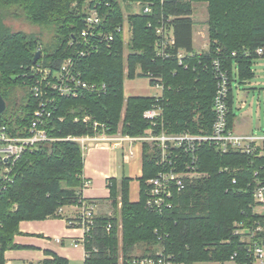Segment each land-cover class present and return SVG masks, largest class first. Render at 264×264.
<instances>
[{
	"label": "trees",
	"instance_id": "16d2710c",
	"mask_svg": "<svg viewBox=\"0 0 264 264\" xmlns=\"http://www.w3.org/2000/svg\"><path fill=\"white\" fill-rule=\"evenodd\" d=\"M136 2L151 5L153 12L133 13L131 8ZM196 2L208 3L209 44L203 53L194 47L192 3ZM96 6L103 18L100 32L113 34L115 39L111 44L97 42L93 49L83 46L80 36L89 11ZM10 11L48 30L51 41L46 44L35 35L13 32L5 23ZM126 21L132 28L127 58L124 37L117 31ZM160 22L168 25L175 40L167 49L172 54L168 59L156 57ZM41 49L42 55L35 63ZM259 50L263 52L258 54ZM82 51L86 55H81ZM180 51L185 54L182 60L178 58ZM261 57L264 0H0V94L7 103L0 127L6 126L12 136H28L35 112L45 111L40 127L59 139L27 150L14 163L0 161V172H5L0 175V264H6L7 251L26 248L15 243V237L21 235V222L63 218L58 210L82 198L86 181L83 150L79 143L67 140L69 137L101 132L116 135L121 124L124 135L144 136L152 127L144 113L156 105L163 108L162 120L168 132L211 133L218 88L213 67L216 60L230 79L229 128L233 129V83L251 81L253 63ZM68 59L74 60L75 72L82 81L106 85V91L82 90L77 96L49 92L54 101L47 105V112L52 113L47 117V97L36 96L34 88L46 94L44 71L49 70V81H55ZM137 77L156 79L151 86L157 82L162 85V96L126 99L124 81ZM19 88L26 89L21 103L15 95ZM95 123L100 124L97 129ZM143 150L139 201L130 199L129 178L122 179L120 189L115 179L109 181L108 200L116 214L97 217L92 238L86 244L89 258L84 264H119L120 221L125 259L155 257L162 249L181 264L225 263L236 253L239 264H251L248 242L234 231L239 223L248 228L255 223L264 227V216L255 213L253 196L256 180L264 182V155L235 150L221 153L206 143L199 150L198 167L205 176L176 196L172 209L160 214L147 208V182L161 170L158 151L147 144ZM109 224L110 232L106 230ZM46 254L50 258L39 264H69L56 254Z\"/></svg>",
	"mask_w": 264,
	"mask_h": 264
},
{
	"label": "built area",
	"instance_id": "2783aa9c",
	"mask_svg": "<svg viewBox=\"0 0 264 264\" xmlns=\"http://www.w3.org/2000/svg\"><path fill=\"white\" fill-rule=\"evenodd\" d=\"M133 13L151 14L153 8L151 5H143L141 2L133 3ZM103 23V18L99 12L98 6L89 11L85 20L86 27L81 33L80 43L84 46H90L95 49L93 45L97 42L111 44L114 42L113 34H105L100 32L99 28ZM168 25L160 22L157 26V35L160 39L156 42V57L168 59L172 54L168 52V48L174 45L175 40L171 31L168 32ZM118 33L122 34L125 42L132 37V28L128 21L117 28ZM96 41V42H93ZM206 48L208 45L205 46ZM98 48V47H96ZM208 50V49H207ZM263 51L259 50L261 54ZM81 55H86L82 51ZM184 52L180 51L178 58L182 60ZM216 78L218 81V88L214 97L213 110L215 113V121L213 129L209 134H193L189 131L184 133H170L164 127L163 122V108L156 105L150 110L145 111L144 118L151 122L152 127L146 132L144 136L130 137L128 135H119L116 139L106 132H101L94 136L69 137L67 140L75 141L81 145L83 149L94 141H102L105 143L116 140V146H120L123 141L138 140L147 142L151 148H156L158 151V165L161 170L154 178L147 183L150 187L148 192L147 208L153 212L164 213L168 209L174 207L173 199L180 195L192 185L196 180L205 176L199 171V150L206 143L212 144L221 153H228L230 150L238 151L242 154L251 156L264 155V137H257L254 135H239L234 129L229 128V93H230V79L228 74L222 70L220 61H213ZM44 81H46L47 92L39 88H34L36 96L46 95V116H51V111L47 112V105L53 103L54 96L49 97V92L52 95L60 96H77L80 91H91L94 93H101L106 91V85L89 84L82 81L80 74L75 72V62L73 59L66 60L61 68V71L56 76L55 81H49V70L44 71ZM150 84L154 78H148ZM159 81V80H157ZM161 89V94L155 95L160 98L163 94L164 87L158 82L155 86ZM45 104V103H42ZM45 111L37 110L35 112V119L30 127V135L28 136H12L9 134L6 126L0 127V161L5 163L16 162L27 150L34 149L40 144L55 142L59 139L51 137L45 128H41L42 118ZM85 121H89L86 118ZM99 123H95L94 127L97 129ZM160 128V129H159ZM132 156V153H131ZM128 160V156H126ZM9 172V169H5ZM258 173H256L257 175ZM236 183V181H234ZM89 187V182L85 181L84 189ZM83 189V190H84ZM255 213L263 215L261 211L264 208V182L256 180L254 192ZM71 207L77 210V216L74 220L69 221L71 227L79 228L83 231V235L75 241L76 247H82L85 253V260L89 258V253L86 250L87 242L92 238V232L96 228L97 222V202L86 201L82 195L80 201ZM64 208L58 210L59 215H64ZM264 210V209H263ZM236 235L248 242V250L253 261L251 264H264V241L262 236L264 227L258 223L248 228L243 223L236 224ZM112 225L109 224L106 230L110 232ZM238 254L231 256L230 261L237 262ZM238 263V262H237ZM119 264H181L174 260L173 255H166L162 249L159 250L155 257L152 256H136L125 259L121 252L119 255ZM239 264V263H238ZM240 264H250L249 262H241Z\"/></svg>",
	"mask_w": 264,
	"mask_h": 264
},
{
	"label": "crops",
	"instance_id": "0c3cea01",
	"mask_svg": "<svg viewBox=\"0 0 264 264\" xmlns=\"http://www.w3.org/2000/svg\"><path fill=\"white\" fill-rule=\"evenodd\" d=\"M161 92L158 91L156 95ZM233 129L235 131V123ZM112 137L116 139L119 135ZM116 142V140L108 143L94 141L85 149L82 148L85 164L83 177L89 182V187L82 191V195L85 199L97 201L100 209L104 203H110L108 185L111 179L118 182L120 189L122 179L129 178L131 201L138 202L140 199L144 143L128 140L116 146ZM76 216V209L69 206L64 208L63 218L21 222V235L15 237V243L26 248L7 251L6 264H39L50 258L47 252L68 261L78 259L85 262L84 249L74 244L83 235V231L71 227L68 222L70 219L74 220ZM69 242L71 246L67 247L66 244Z\"/></svg>",
	"mask_w": 264,
	"mask_h": 264
},
{
	"label": "rangeland",
	"instance_id": "374dc122",
	"mask_svg": "<svg viewBox=\"0 0 264 264\" xmlns=\"http://www.w3.org/2000/svg\"><path fill=\"white\" fill-rule=\"evenodd\" d=\"M127 4H124V7ZM192 18L195 21L194 27V47L199 53L207 51L208 47L205 46L209 44V27L207 21L209 19L208 14V3L207 2H196L192 3ZM85 13H88V5L85 7ZM131 11H134V7L131 8ZM9 17L6 19L5 23L7 27L11 28L13 32H24L29 35H35L39 37L44 43L51 41L52 34L37 25L30 23L23 16H15L13 11L9 12ZM130 11H127L126 14L129 15ZM129 40L126 41L125 48V58L130 54L129 49ZM42 55V49L39 51ZM259 54V53H258ZM127 70V69H126ZM252 70L254 72V78L251 81H246L240 83L235 81L233 83V94H234V111L236 114L235 119V131L239 135L247 136H257L264 137V57L258 58L254 61ZM127 73V71H126ZM158 91H161L160 88H155L151 86L150 81L147 78L137 77L135 79L126 78L124 81V95L125 98L131 97H153ZM18 102L21 103L24 96L26 95V89L19 88L15 93ZM125 117V109L122 112V120ZM122 124L120 125V130L116 134L124 135L122 133ZM100 134V133H98ZM144 144L150 145L147 142ZM3 172H0L2 175ZM202 178V177H201ZM200 178V179H201ZM99 204V203H97ZM71 207V206H70ZM118 216L121 206L118 207ZM264 208L262 212L264 213ZM77 211V210H76ZM97 217L99 216H114L116 214L115 208L111 203H104L97 210ZM75 215V214H74ZM69 222V221H68ZM76 228V227H75ZM120 231V252H122V223L119 224ZM67 247L71 246L70 242L66 244ZM69 264H84L83 261L78 259H72L69 261ZM196 264H238L237 262L229 261L225 263H212V262H202Z\"/></svg>",
	"mask_w": 264,
	"mask_h": 264
},
{
	"label": "water",
	"instance_id": "95a60500",
	"mask_svg": "<svg viewBox=\"0 0 264 264\" xmlns=\"http://www.w3.org/2000/svg\"><path fill=\"white\" fill-rule=\"evenodd\" d=\"M41 57V53L38 52L37 56L34 59V62L36 63ZM7 110V103L3 96L0 94V117L6 112Z\"/></svg>",
	"mask_w": 264,
	"mask_h": 264
}]
</instances>
